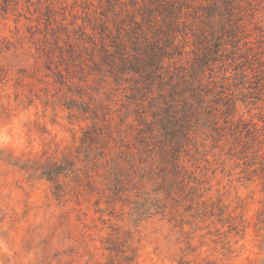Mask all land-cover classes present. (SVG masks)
I'll return each instance as SVG.
<instances>
[{
  "label": "rangeland",
  "instance_id": "1",
  "mask_svg": "<svg viewBox=\"0 0 264 264\" xmlns=\"http://www.w3.org/2000/svg\"><path fill=\"white\" fill-rule=\"evenodd\" d=\"M0 264H264V0H0Z\"/></svg>",
  "mask_w": 264,
  "mask_h": 264
},
{
  "label": "trees",
  "instance_id": "2",
  "mask_svg": "<svg viewBox=\"0 0 264 264\" xmlns=\"http://www.w3.org/2000/svg\"><path fill=\"white\" fill-rule=\"evenodd\" d=\"M180 154V153H179ZM175 168H174V170H173V172H175L176 173V175L177 176H181L182 175V173L184 172L185 174H186V171H184V169H183V167H182V165L179 163V158H178V154L176 155V158H175ZM186 185V184H185ZM189 184H187V186H188ZM193 187V186H192Z\"/></svg>",
  "mask_w": 264,
  "mask_h": 264
}]
</instances>
